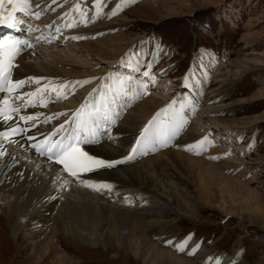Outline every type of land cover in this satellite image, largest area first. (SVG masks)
<instances>
[{"label":"bare ground","instance_id":"obj_1","mask_svg":"<svg viewBox=\"0 0 264 264\" xmlns=\"http://www.w3.org/2000/svg\"><path fill=\"white\" fill-rule=\"evenodd\" d=\"M132 1L82 0L81 4L78 0H29L30 7L23 11L17 7L13 29L0 33L2 39L10 33L21 32L25 25L21 23L19 13L27 15L31 47H22L11 73L13 80L25 82L12 93L0 92V102L7 96L10 103L21 107L20 113L11 119L0 118V133H7L17 124L25 129L22 133L9 135L7 139L0 138V146L5 153L0 156V230H11L18 242L20 255L30 251L32 256L34 250L42 248L48 256L51 255V264H75L70 261L72 257L58 253V249L66 250L69 241L78 240L91 246L96 255L101 254L105 263L100 264H197L186 255L200 259L208 250L191 235L178 237L176 226L190 213L189 201L195 192L197 175L206 196L216 199L215 189L209 180L213 174L209 164L211 160L207 161L206 157L196 153L210 144L212 154H228L220 142L209 143V133L215 125L208 120L211 114L224 109L225 104L220 101L226 95L227 81L233 71H219L216 81L222 85L204 95L202 93L209 85V74L217 65L213 54L201 52L202 71L190 70L187 74V89L192 95L188 93L182 102L191 101V106L185 103L184 111L191 109L196 122L186 120L169 149L174 165L183 171L190 170V180L195 183L192 189L191 183L173 173L164 160L159 159L161 154L149 157L138 154L132 160L122 161V157L131 151L143 126L160 109L169 105L157 95L141 98L143 91L139 88V80L133 74L129 76L120 70L121 67L135 71L138 67L142 69L138 57L126 55L125 44L137 41L139 50L143 52L149 43L146 45L144 41L133 39L113 44L118 34L108 39L93 40L96 33L113 31L121 26L119 20H126L120 17L121 10ZM81 12L85 15L82 16ZM69 24L72 26L68 27ZM75 26L81 28L74 30ZM58 32L66 36L60 40L65 46V55L55 49L58 46L55 34ZM83 32L88 33L83 39H77V45L68 40ZM164 52L162 48L158 55ZM155 63L154 60L151 67ZM228 63L238 70L245 69L237 62ZM31 77L43 79L37 81L29 79ZM120 77L132 79L121 87ZM85 80L88 82L76 83ZM33 93L35 95H31ZM17 95L20 99H14ZM105 96L111 112L119 113L118 117L123 114L120 120L123 126L101 119L97 122V138L89 137L80 147L97 159L122 162L111 167H93L79 173V178H76L64 171L63 165L41 156L31 147L51 134L58 125H63V130L53 139H66L73 131L76 110L84 106L85 111H90V108L102 105ZM139 97L137 104L133 105L132 101ZM197 101L200 104L197 105ZM182 102L173 105L169 112L179 111ZM19 115H31L34 120L20 121ZM164 117L168 119V116ZM198 141L202 143L197 144ZM185 145L192 146V150L186 149ZM81 180L111 187L96 191L83 185ZM4 215L9 219L8 225L3 222ZM103 245L105 250H102ZM178 245L183 250H179ZM238 257L239 253L229 256L222 252L205 261L208 264H216L217 260L219 264H232Z\"/></svg>","mask_w":264,"mask_h":264},{"label":"rangeland","instance_id":"obj_2","mask_svg":"<svg viewBox=\"0 0 264 264\" xmlns=\"http://www.w3.org/2000/svg\"><path fill=\"white\" fill-rule=\"evenodd\" d=\"M78 2L83 3L82 0ZM4 7V14L7 15L13 6L6 3ZM19 16L25 25L20 35L29 42L27 15L20 12ZM120 17L126 19L119 20L121 26L113 31L96 33L93 40L108 39L118 34L113 44L133 39L150 44L145 47L144 53L139 50L137 41L125 44L126 55L138 57L142 69L120 68L129 76L133 74L139 82L147 83L146 94L143 91L141 98L157 95V98L165 99L164 104H170L173 101L182 102L188 93L192 95L187 89L186 77L190 70L202 71L199 57L204 51L213 54L217 65L209 74V85L203 95L222 85L216 81L219 71H233L227 81L226 95L220 101L225 104L224 109L211 114L208 120L215 125L208 134L209 143L220 142L228 154H212V145L208 143L197 150L198 156L215 161H209L213 173L209 180L217 201L206 196L198 175V180L194 178V187L190 170L183 171L174 165L169 149L171 144L158 147L155 151L149 148L147 154L141 155L161 154L159 159L164 160L173 173L191 183V189L195 188L189 201L190 213L177 224V234L178 237L191 235L208 250L202 257L204 259H196L191 254L187 257L197 264H208L205 260L211 255L224 252L234 256L239 253L232 264H264V0H133L123 6ZM79 28L81 26L73 29ZM87 33L77 36L84 37ZM62 38L66 39L62 32L55 34L58 44L55 49L65 55V46L60 41ZM68 40L78 44L77 39ZM162 48L165 52L160 56ZM154 60L156 63L149 69ZM229 61L237 62L245 69L231 67ZM145 71L150 72V77L144 76ZM151 77L155 78L154 82ZM139 99L133 100L132 104H137ZM196 104L200 103L197 101ZM185 113L189 122H196V118L191 116V109ZM122 116H117L113 125L122 127ZM162 118L165 119L164 116ZM104 137L105 133L101 140ZM205 138L208 139V136ZM181 200L184 198L181 197ZM3 222L5 225L9 223L6 215ZM18 248L11 230H0V264H51V255L48 256L42 248L34 250L32 256L30 251L20 255ZM90 248L87 243L71 240L66 250L60 248L58 253L72 257L70 261L75 264L105 263L101 254L96 255ZM105 248L103 245L102 250ZM54 254L56 256L57 252Z\"/></svg>","mask_w":264,"mask_h":264},{"label":"snow or ice","instance_id":"obj_3","mask_svg":"<svg viewBox=\"0 0 264 264\" xmlns=\"http://www.w3.org/2000/svg\"><path fill=\"white\" fill-rule=\"evenodd\" d=\"M11 3L12 9L5 12V4ZM29 0H0V25H7L9 27L14 26L15 18L14 13L17 10V7L23 11L26 7H30ZM79 8V5L76 6ZM119 7V5H118ZM115 15V12L112 13ZM33 15H39L38 13H33ZM81 15L85 14L81 12ZM82 22L87 23V20ZM72 25L69 24L68 27ZM84 37L74 36L72 39H82ZM27 46L31 47V44L27 40H20L13 37H5L0 39V92L6 91L12 93L16 88L24 84V80H13L11 78L12 69L15 67L14 61L17 55L22 51V47ZM151 65H149L150 69ZM144 76L150 77V72L145 71ZM32 80H40L42 77H31ZM132 77H120L119 85L124 86L126 81L131 80ZM154 82L155 78L151 77ZM85 80L83 82L76 83H87ZM47 87V85H45ZM139 88L145 92L147 90V83L140 82ZM109 90H112L111 85H109ZM39 91V89L37 90ZM31 95H35L34 93ZM57 95H60L58 92ZM14 99H20V96L17 95ZM176 101L171 102L168 106L160 109L143 127L140 131L135 143L132 145L131 151L122 157V161L132 160L135 158V155L138 154H147V150L150 148L152 151L157 150L158 147H167L173 138L179 133L182 129L183 124L186 123L187 117L184 111L185 103L188 106H191V101L186 100L181 103V108L179 111L173 110L169 112V109L173 107ZM21 111L20 106H14L9 102V98L5 96L4 100L0 102V118L4 120L11 119L13 115L19 114ZM119 113L113 114L109 108V102L107 97L104 98V103L102 105H97L92 108L91 111H85L84 106L77 109L73 114L74 128L70 135L66 139H53L58 132L63 130V125H58L57 129L47 136H45L39 143H33V147L38 154L41 156H47L49 160H55L61 165H63L64 171L68 172L72 177L79 178L78 174L82 172L89 171L93 167H101L107 165L111 167L113 164L122 162V161H104L97 159L96 157L90 156L85 152L80 144L82 142H87L89 137L96 139L98 135V124L97 122L103 119L106 123L111 122L115 123V117ZM168 116V119L165 120L162 117ZM20 121H33L34 117L31 115H19ZM69 123V121H65ZM34 126V124H33ZM25 129L19 124L15 128L9 129L7 133H0V138L7 139L9 135H12L17 132H24ZM31 140L32 137H29ZM202 143L198 141L197 144ZM185 148L192 150V146L185 145ZM4 150L0 146V156H3ZM196 154H199L197 152ZM215 158V157H214ZM83 185L92 188L96 191L102 189H110L108 184H97L90 180H81ZM67 183V181H65ZM179 250H183L180 245L177 246ZM216 264H219L217 260Z\"/></svg>","mask_w":264,"mask_h":264}]
</instances>
